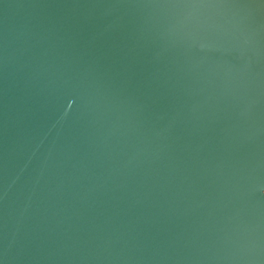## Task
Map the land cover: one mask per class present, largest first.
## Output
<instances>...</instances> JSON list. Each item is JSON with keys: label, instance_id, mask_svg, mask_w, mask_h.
Listing matches in <instances>:
<instances>
[{"label": "water", "instance_id": "95a60500", "mask_svg": "<svg viewBox=\"0 0 264 264\" xmlns=\"http://www.w3.org/2000/svg\"><path fill=\"white\" fill-rule=\"evenodd\" d=\"M0 264H264V0H0Z\"/></svg>", "mask_w": 264, "mask_h": 264}]
</instances>
